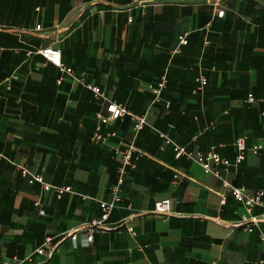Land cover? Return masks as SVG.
Returning a JSON list of instances; mask_svg holds the SVG:
<instances>
[{"label":"crops","instance_id":"1","mask_svg":"<svg viewBox=\"0 0 264 264\" xmlns=\"http://www.w3.org/2000/svg\"><path fill=\"white\" fill-rule=\"evenodd\" d=\"M218 8L221 17L206 0H0V264L30 253L36 264H264V222L238 225L264 207L248 211L224 185L264 190V0ZM180 35L188 42L172 54ZM47 45L61 49L72 74L35 52ZM199 73L208 84L193 93ZM88 84L147 124L135 133L127 114L101 128L115 136L93 140L106 100ZM156 129L193 152L214 146L231 162L246 136L245 158L205 172ZM131 144L111 228L74 247L66 234L100 219L118 151ZM21 167L70 191L58 197ZM166 198L169 215L154 213ZM48 236L57 248L36 253Z\"/></svg>","mask_w":264,"mask_h":264},{"label":"built area","instance_id":"2","mask_svg":"<svg viewBox=\"0 0 264 264\" xmlns=\"http://www.w3.org/2000/svg\"><path fill=\"white\" fill-rule=\"evenodd\" d=\"M207 3L212 5L217 13V16H222L224 14V9H219L218 6L220 5L221 0H206ZM131 20V18H129ZM41 25H37V29H40ZM188 42L186 35L179 36V43L178 45L172 49V54L178 53L181 50V46L185 45ZM31 52V51H30ZM29 52V53H30ZM36 53L41 54L47 61L54 63L60 71L72 74L73 70L71 67L67 66L62 60V52L59 47L53 45H47L43 47H39L35 50ZM167 77L166 74H163L157 84L152 87V91L155 94V99H159L162 89L166 86ZM208 84V78L199 73L196 77V85L193 88V93L202 92L206 85ZM89 88L94 92L96 96H100L106 100V112H98L97 113V127L96 131L93 135V140H100L104 141L108 136H115L116 131H110L106 135H103L100 131L103 126L110 124L112 121L117 120L119 118L124 117L125 115L129 114L133 120V129L135 133H138L140 130L144 128L147 124V116L146 114H135L129 112L127 107L122 103H117L113 100L108 99L104 92L100 89L99 86L88 84ZM255 97L252 94H249L248 101L253 102ZM166 105H170V101L166 102ZM158 134L164 139L166 143H171L174 147V151L176 156L185 155L189 159H193L198 161L201 166L203 167L205 172H213L214 167L218 165H225V166H238V164L245 158V151L247 149L246 145V136H240L235 140V146L237 148V155L234 162H231L229 159L222 157L216 150L215 147L212 146L208 151H190L187 147L179 145L175 143L171 137L166 133L159 129H156ZM262 146L260 144L254 145L252 149L257 151ZM133 145H129L127 148L119 150L120 154V164L117 170V177L115 183L111 186V199L100 201V208H101V217L100 219H94L90 221L86 226L82 227L81 229H77L70 233H67L66 236L69 237L72 241L74 247H77L79 244L82 246L89 245L93 240V232L100 228H111L110 226L106 225V220L108 219L109 215L113 211V209L117 206L118 202L121 199L120 191L122 184L124 183L125 176L127 173V167L132 165V155H133ZM3 155L0 154V157ZM21 173L24 177L28 179L29 182H39L42 184L45 190H54L58 197L65 191H70L69 186H58L48 183L44 180L42 174L40 173H33L26 167H21ZM224 185L228 187L230 192L233 196L240 200L243 205L246 207L248 211H250L255 206H263L264 207V190L259 189L254 193H246L243 187H236L231 185L230 183L224 182ZM154 213L163 215L167 217L170 213V201L169 199H159L155 201L154 204ZM40 213L43 214L44 210L41 209ZM264 222V212L260 215L245 217L243 216L241 220L238 222L239 226H243L245 230L252 231L253 226H257L259 223ZM128 231L132 235H136V230L132 225L127 226ZM262 239L264 236L261 235ZM52 238L46 237L44 244L40 247L35 249L36 253L43 254L47 252L51 255L54 250L57 248V244H51ZM49 245V246H48ZM47 246V247H46ZM264 256V255H263ZM263 262V260H261ZM3 264H36L33 263V253L27 254L24 257H19L17 255L12 256L11 258L6 259Z\"/></svg>","mask_w":264,"mask_h":264}]
</instances>
